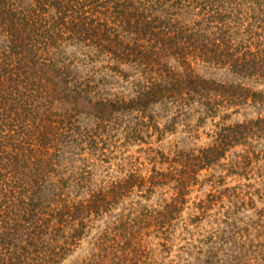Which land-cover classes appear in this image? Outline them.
Segmentation results:
<instances>
[{
  "label": "rangeland",
  "instance_id": "1",
  "mask_svg": "<svg viewBox=\"0 0 264 264\" xmlns=\"http://www.w3.org/2000/svg\"><path fill=\"white\" fill-rule=\"evenodd\" d=\"M259 23L258 41L264 43V17ZM59 53L73 61L82 81L91 78L99 88L97 96L90 94L93 101L54 104V111L76 109L79 130L61 149L44 195L51 209H72L61 221L51 210L45 216L56 229L45 244L63 248L70 236L76 239L63 252L57 248V264H264V133L232 144L210 165L194 160L215 143L221 127L263 117L264 106L214 93L209 105L198 97L164 101L117 111L98 125L94 102L137 98L146 84L143 67L120 65L82 47ZM167 64L185 70L173 58ZM191 70L203 79L264 93V81L227 69L193 62ZM87 133L96 145L84 141ZM42 261L27 263L50 264Z\"/></svg>",
  "mask_w": 264,
  "mask_h": 264
},
{
  "label": "trees",
  "instance_id": "2",
  "mask_svg": "<svg viewBox=\"0 0 264 264\" xmlns=\"http://www.w3.org/2000/svg\"><path fill=\"white\" fill-rule=\"evenodd\" d=\"M261 17L264 0H0V264H28L29 259L57 264L58 249L63 252L76 240L70 236L63 248L45 244L49 231L56 230L53 219L61 216V221L72 210L51 209L44 195L57 174L61 149L74 137L72 131H79L76 109L54 111V104L93 101L90 94L99 87L91 78L82 81L60 51L82 47L120 65L143 67L146 84L137 98L94 102L98 125L117 111L164 101L198 97L209 105L214 93L264 106L263 92L203 79L191 70V63L200 62L264 81ZM171 58L184 72L167 64ZM256 133H264V116L223 126L215 143L194 160L210 165ZM84 135L96 145L93 134ZM50 210L53 219L45 217Z\"/></svg>",
  "mask_w": 264,
  "mask_h": 264
}]
</instances>
